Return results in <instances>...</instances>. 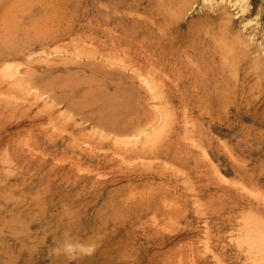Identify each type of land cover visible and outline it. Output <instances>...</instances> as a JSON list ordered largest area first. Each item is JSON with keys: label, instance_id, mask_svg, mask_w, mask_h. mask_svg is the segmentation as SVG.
Wrapping results in <instances>:
<instances>
[{"label": "rangeland", "instance_id": "374dc122", "mask_svg": "<svg viewBox=\"0 0 264 264\" xmlns=\"http://www.w3.org/2000/svg\"><path fill=\"white\" fill-rule=\"evenodd\" d=\"M262 237L264 0H0V264H264Z\"/></svg>", "mask_w": 264, "mask_h": 264}, {"label": "bare ground", "instance_id": "6f19581e", "mask_svg": "<svg viewBox=\"0 0 264 264\" xmlns=\"http://www.w3.org/2000/svg\"><path fill=\"white\" fill-rule=\"evenodd\" d=\"M247 5H243L242 6V9L243 10H245V7H246ZM174 17V16H173ZM224 46V45H223ZM229 52L231 53V51L229 50ZM225 54V53H224ZM228 54V53H227ZM225 57H226V55H225ZM227 62V61H226ZM207 80V79H206ZM93 80H91V82H92ZM207 82V81H206ZM196 83V82H195ZM156 86V85H155ZM103 94V93H102ZM197 94V93H196ZM86 98V97H85ZM103 98V97H102ZM102 98H98L97 99V101L98 100H101V101H104L103 102V106L104 107H102L101 108V114L99 115V121H101L102 123H104V124H107V125H111V126H114V125H116L117 123H118V120L120 119L119 117H120V113H119V108H117V107H115L114 106V102L112 101V102H109L110 100H103ZM95 100V97H93L92 96V98H90L89 100H87V101H90V102H92V101H94ZM96 101V100H95ZM110 106H112L113 107V110H111L110 108H108V107H110ZM186 122V121H185ZM166 123V122H165ZM188 123V122H187ZM163 126V125H162ZM146 128V127H145ZM161 128V127H160ZM168 128V127H167ZM167 128H165V129H167ZM141 129V128H140ZM106 131V130H105ZM139 132V131H138ZM152 133H154V132H152ZM165 133V132H164ZM133 134V133H132ZM162 136V135H161ZM146 137V136H145ZM148 137V136H147ZM146 137V138H147ZM154 137V136H153ZM159 139H160V137H159ZM103 140V139H102ZM152 140H153V138H151V142H152ZM145 141H146V139H145ZM150 142V141H149ZM153 142H155V141H153ZM153 142L151 143V144H153ZM145 143V142H144ZM156 145V143H154L153 145H151V147L152 146H155ZM150 147V148H151ZM248 219V218H247ZM249 220V219H248ZM248 220H246L247 222H248ZM68 224V223H67ZM2 227V226H1ZM248 227V226H247ZM259 232V231H258ZM260 233V232H259ZM258 233V234H259ZM64 234V233H63ZM257 234V232H256V235H258ZM255 235V234H254ZM254 235H252V236H254ZM260 235H262V234H260ZM72 236V235H71ZM251 236V235H250ZM241 237V236H240ZM260 237V236H259ZM258 237V238H259ZM244 238V237H243ZM247 238V237H246ZM104 239V238H103ZM256 239V238H255ZM262 239H264L263 237H262ZM262 239H261V241L260 242H262ZM246 240V239H245ZM250 240H253V237H250ZM250 240H248V241H250ZM258 239H256V241H257ZM252 243L254 242V241H251ZM250 242V244H252ZM263 242H264V240H263ZM257 243V242H256ZM254 244V243H253ZM258 244H260V243H258ZM264 244V243H263ZM263 247H264V245H262ZM261 245L260 246H258L257 248H258V250L257 251H259V252H261L260 250L262 249L263 251L262 252H264V249H263V247H262ZM250 247H253V245L252 246H250ZM260 247V248H259ZM262 247V248H261ZM250 249H253V248H250ZM256 251V252H257ZM255 252V253H256ZM252 253V252H251ZM245 254V253H244ZM252 256L250 257V258H252L254 255H253V253L251 254ZM263 255V254H262ZM258 257V256H257ZM260 258H262V257H259V259ZM263 259V258H262ZM258 261H256V263H257ZM260 262V261H259ZM259 262H258V264H259ZM262 264V263H261Z\"/></svg>", "mask_w": 264, "mask_h": 264}]
</instances>
